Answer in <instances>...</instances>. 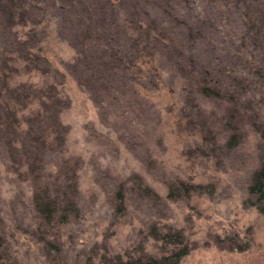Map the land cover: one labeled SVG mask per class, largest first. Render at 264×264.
<instances>
[{
  "label": "rangeland",
  "instance_id": "obj_1",
  "mask_svg": "<svg viewBox=\"0 0 264 264\" xmlns=\"http://www.w3.org/2000/svg\"><path fill=\"white\" fill-rule=\"evenodd\" d=\"M98 1L46 12L42 50L68 102L66 129L38 165L0 150V264H115L183 249L176 264H264V213L248 192L264 163V78L246 62L264 65V0L240 4L261 44L227 0H124L111 24ZM10 19L0 9V50ZM144 45L160 79L150 63L129 66ZM42 75L18 79L39 85ZM42 191L65 222L40 219Z\"/></svg>",
  "mask_w": 264,
  "mask_h": 264
},
{
  "label": "trees",
  "instance_id": "obj_2",
  "mask_svg": "<svg viewBox=\"0 0 264 264\" xmlns=\"http://www.w3.org/2000/svg\"><path fill=\"white\" fill-rule=\"evenodd\" d=\"M40 1L0 0L2 15H6L8 19L11 18L10 43L8 41L6 47L3 44L4 49L0 50V150L12 163H15L16 158L21 159L22 162L34 159L32 163L29 161L30 165H38L37 161H42L44 150L59 152L66 129L60 120V112L68 107V102L59 87L58 81L55 78H49L48 74L52 64L42 50L43 39L51 34L47 30L49 19L46 17V12L48 8L53 7L61 14L64 12L71 15L76 14L81 12L79 4L82 0H55L59 1V5L54 3V0H51L50 4L43 2L41 4ZM122 1L124 0H99L96 3L107 7V11L111 10L105 23L111 24L112 20L117 18L118 12L123 7ZM226 2H230L241 15L246 26L245 29L248 30L249 38L255 42L254 44L256 42L261 44L260 38L263 36L261 28L257 27L260 30L256 28L258 23L256 25V21L249 10L241 9L240 4H245V0H227ZM114 21L117 23L118 20ZM123 25L129 27L128 22ZM131 25L135 27V24ZM137 25L140 33L145 28L148 31L154 30L155 34L151 37H155L156 41L162 40L153 26L144 25L141 22ZM242 39L244 40V38ZM134 53H136L135 58L138 62H131L130 68L138 63L141 66L149 63L152 65V62L157 59L155 49L149 45L136 49ZM246 62L254 76L264 78L263 63L255 60L253 55H249ZM153 65L151 72L157 74L160 79V68L155 64ZM139 69L141 70V68ZM35 72L42 73L44 74L43 77L47 76L49 79L46 78L43 84L39 85L32 81L31 77L26 78V80L18 79L23 73L32 75ZM59 78L62 79L63 77L60 76ZM200 91L209 96H217L219 93L207 83L200 86ZM236 139L235 136H232L229 143L232 146L236 145L238 142ZM248 192L256 197L261 205L260 211L264 213V163L252 175ZM39 196L42 197L35 202H37L36 206L41 220L52 223L57 219V223H63L68 219L66 210L59 209L48 194L46 195L42 191ZM185 254L186 250L183 249L173 257L165 256L161 259L150 257L146 261L140 259L119 260L115 264H176L179 258Z\"/></svg>",
  "mask_w": 264,
  "mask_h": 264
}]
</instances>
